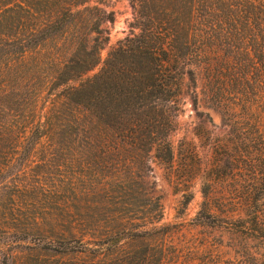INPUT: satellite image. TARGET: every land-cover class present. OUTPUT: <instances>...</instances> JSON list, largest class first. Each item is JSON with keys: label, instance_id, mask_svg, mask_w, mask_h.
Instances as JSON below:
<instances>
[{"label": "trees", "instance_id": "16d2710c", "mask_svg": "<svg viewBox=\"0 0 264 264\" xmlns=\"http://www.w3.org/2000/svg\"><path fill=\"white\" fill-rule=\"evenodd\" d=\"M129 3L137 31L101 65L113 11L90 0H0V233L47 240L64 256L70 243L85 247L24 264H222L209 243L170 241L175 231L149 182L157 163L184 208L200 181L197 226L242 239L225 264H264V0ZM186 95L206 159L195 142L174 143ZM200 95L227 132L208 129ZM48 144L63 147L69 171L50 186L51 200L66 189L80 204L76 221L42 227L24 199L45 194L49 176L32 158ZM13 175L26 179L6 184Z\"/></svg>", "mask_w": 264, "mask_h": 264}, {"label": "rangeland", "instance_id": "374dc122", "mask_svg": "<svg viewBox=\"0 0 264 264\" xmlns=\"http://www.w3.org/2000/svg\"><path fill=\"white\" fill-rule=\"evenodd\" d=\"M90 5H98L107 11H113L115 13V22L107 24L110 32V40L101 50L102 65L108 56L109 51L117 44L118 40L126 37L132 30L137 31V29H132L134 14L129 0H90ZM101 65L96 67L90 75L98 72ZM198 92H200V90H198ZM199 105V109L205 113H209L213 119L214 126L208 123V129L217 134L227 132L228 127L223 123L220 112L208 106L202 95H200ZM180 121L182 127L174 136L175 145L178 146L182 139L193 141L201 151V156L204 157V143L200 142L195 134V129L199 124V118L196 115L195 109L188 95L185 96L184 111L180 117ZM61 148L63 147L59 144L39 145L38 149L43 150L44 152H38L32 158L34 165L37 164L38 167H36L37 169L35 168V171L41 174H43V171H46L50 179L47 181L46 178H44L46 184L44 185L45 194L43 196L39 194L38 196L33 197L28 193L27 197L24 199L25 205H29L33 210V214L37 217V223L41 224L42 227L45 226L49 219L59 223L76 221V216L73 212H75V207L80 204L79 201L73 199V196L67 192L66 189H61L55 196L52 195V200L49 196L50 194L47 192L51 185H55L56 183L63 185L64 181H67L69 171L63 166L67 155L59 151ZM47 149H49V153L45 151ZM16 157L23 160L19 154L16 155ZM204 159L206 158L204 157ZM43 162L50 165V168H45L44 170L43 166H41ZM28 176L31 177L29 183H32L33 180H37L34 179V175L32 176L28 174ZM25 179L26 177L24 176L19 178L18 175H13L7 177L5 181L6 184H10L11 186L16 181H23ZM149 182L153 187L154 195L161 198L164 211L163 222L171 224L175 231L174 236L170 238L172 243L186 244L188 241L189 243L195 242L196 244L199 242L209 243L215 250V257L220 258L222 264H225L228 260H233L238 256L243 241L241 238L233 236L228 228L217 227L215 229H205L196 225L195 219L203 201L200 181H197L194 184V198L186 208L181 205L183 199L182 192L175 190L173 184H171L168 179L167 170L164 166L157 163L154 164V170L149 176ZM262 202L264 203V196ZM2 204L3 201L0 200V205ZM64 204L65 206H68L67 210H70L74 216H66L59 208V205ZM48 206H51L52 208H46ZM45 213H51L53 215H46ZM52 247L53 246H51L47 240L38 237L30 236L22 238V240H16L13 239L12 236L0 233V264H24V261L36 255L41 256L45 261H54L64 256L59 254V251H61L62 248L58 247L57 251H54L51 249ZM68 247V254L64 256L66 259L77 257L78 251L85 249V247H81L74 242L68 244ZM90 249L92 250V246L86 248L88 251L86 254H90ZM179 261H184V258H181Z\"/></svg>", "mask_w": 264, "mask_h": 264}]
</instances>
